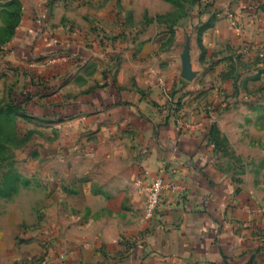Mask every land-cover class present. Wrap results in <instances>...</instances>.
<instances>
[{
  "label": "crops",
  "instance_id": "0c3cea01",
  "mask_svg": "<svg viewBox=\"0 0 264 264\" xmlns=\"http://www.w3.org/2000/svg\"><path fill=\"white\" fill-rule=\"evenodd\" d=\"M122 5H80L74 15L61 1L28 6L0 56L2 79L12 72L31 93L23 116L60 141L42 152L40 224L23 230L16 212L0 217V264L19 261V234L31 254L25 264H253L260 204L207 131L214 121L224 131V70L252 64L264 45V0H215L218 19L206 29L209 14L197 5L170 41L163 17L175 4L161 3L148 22L147 5ZM116 21L145 29L117 42ZM185 50L191 79L182 76ZM158 177L170 186L147 218L144 187Z\"/></svg>",
  "mask_w": 264,
  "mask_h": 264
},
{
  "label": "rangeland",
  "instance_id": "374dc122",
  "mask_svg": "<svg viewBox=\"0 0 264 264\" xmlns=\"http://www.w3.org/2000/svg\"><path fill=\"white\" fill-rule=\"evenodd\" d=\"M58 1L70 6V13L73 15L76 11L74 9L87 4L96 7L110 2L117 5V9H120L123 3L140 4V7L147 5L145 22L152 21L156 10L163 9L161 3H172L169 0H0L2 54L15 36L17 25L22 21L28 6L42 8L44 4L53 5ZM211 1L215 2L209 0ZM177 2L179 4L176 5L177 8L163 17L166 22L164 30L166 34L163 36L168 41L174 39L180 30L177 22L187 13L197 12L199 10L197 5L200 6L198 0ZM120 13L123 12L120 10L117 15ZM161 17L158 16L159 20ZM124 18L128 21L132 19L133 22V12L126 11ZM133 26L123 28L116 21L115 31L114 28L111 29L110 37L113 39V36H116L114 40L122 42V38L137 36L145 29L143 25L136 28ZM193 26L189 27L191 35L195 32ZM181 31L187 33L188 28L182 27ZM230 52L232 56L237 53L234 49ZM256 52L258 55L254 56L252 64L248 63L245 66L238 62L224 70L227 73L223 77L226 80L223 81L225 85L221 89V100L225 105L219 115L223 117L225 132L217 126L221 141L213 148L217 151L219 159L227 165L233 179L242 183L247 193L256 197L260 204L259 250L253 255L252 261L253 264H264V45ZM2 77L0 76V217L5 214L3 216L9 218L7 213L16 212L21 216L20 224L23 230H28L43 220L45 178L43 149L58 147L60 141L57 135L45 138L43 130L37 128L44 124L32 122L27 116H23V110L17 111L12 107L10 100L12 90L17 87L19 78L12 72L5 74L4 79ZM32 221L34 223L30 224ZM16 240L18 248L13 256L19 260L17 264H25L31 255L27 240L25 241L22 234H19ZM3 245L7 247L5 243ZM4 252L3 254L9 255L10 259L12 255L10 250L4 249ZM39 256L38 254L35 256L37 261L40 260Z\"/></svg>",
  "mask_w": 264,
  "mask_h": 264
},
{
  "label": "trees",
  "instance_id": "16d2710c",
  "mask_svg": "<svg viewBox=\"0 0 264 264\" xmlns=\"http://www.w3.org/2000/svg\"><path fill=\"white\" fill-rule=\"evenodd\" d=\"M175 5H179L177 0H169ZM200 5V14H209L208 19L204 23L201 29H206L209 27H212L215 23V21L218 19V11L214 7V1L209 2V0H198ZM264 10V5L260 6ZM20 24V23H19ZM17 25V27L19 26ZM17 32V29L15 30V34ZM4 47V46H3ZM2 55V48H0V56ZM27 86H25L22 90H20L18 87H15L12 90V97H11V104L12 107H14L17 111L23 110V104L26 103L29 99H31V93L26 92ZM176 106L180 105V100L175 103ZM169 109L171 112L176 110V107H172V105L169 106ZM215 110H217L215 108ZM207 137L209 144H212L214 147H216L220 143V138L218 136V127L216 122H212L209 124L208 131H207Z\"/></svg>",
  "mask_w": 264,
  "mask_h": 264
},
{
  "label": "built area",
  "instance_id": "2783aa9c",
  "mask_svg": "<svg viewBox=\"0 0 264 264\" xmlns=\"http://www.w3.org/2000/svg\"><path fill=\"white\" fill-rule=\"evenodd\" d=\"M169 186L170 184L161 177L145 185V214L147 218L155 216L161 203L163 190Z\"/></svg>",
  "mask_w": 264,
  "mask_h": 264
},
{
  "label": "water",
  "instance_id": "95a60500",
  "mask_svg": "<svg viewBox=\"0 0 264 264\" xmlns=\"http://www.w3.org/2000/svg\"><path fill=\"white\" fill-rule=\"evenodd\" d=\"M182 60H183L182 76L186 79H191L193 77L194 72L191 65L190 56L187 50H185Z\"/></svg>",
  "mask_w": 264,
  "mask_h": 264
}]
</instances>
